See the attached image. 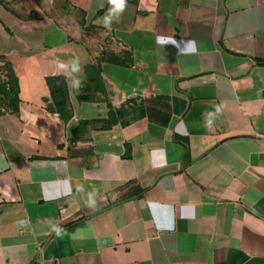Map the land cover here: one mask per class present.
I'll use <instances>...</instances> for the list:
<instances>
[{"label": "crops", "instance_id": "crops-1", "mask_svg": "<svg viewBox=\"0 0 264 264\" xmlns=\"http://www.w3.org/2000/svg\"><path fill=\"white\" fill-rule=\"evenodd\" d=\"M1 1L0 264H264V0Z\"/></svg>", "mask_w": 264, "mask_h": 264}, {"label": "trees", "instance_id": "trees-1", "mask_svg": "<svg viewBox=\"0 0 264 264\" xmlns=\"http://www.w3.org/2000/svg\"><path fill=\"white\" fill-rule=\"evenodd\" d=\"M0 2L2 1L0 0ZM0 59L4 60L3 65L0 67V71L2 73H5L6 75L5 81L0 79V99L5 98L8 100L7 110L10 109L12 112H17L18 104H19L18 78L15 75L11 63L7 61L3 56H0ZM92 69L94 70L95 73L94 80L96 83V89H99L103 93L104 89H103V82L100 77V67L98 65L96 68L92 67ZM46 81L50 90V100L47 102V110L49 112L59 113V115L65 122L68 121L71 118L72 113H71V105L69 102L66 79L64 77L57 76V77H49L47 78ZM78 100L87 101V100H91V97L88 95L78 96ZM114 122L115 119L112 117V112L111 113L109 112L108 119L105 121L103 127L109 128ZM87 123L88 121L81 122L78 128L80 129L84 127ZM73 224L74 223L70 224L68 227L72 226Z\"/></svg>", "mask_w": 264, "mask_h": 264}, {"label": "clouds", "instance_id": "clouds-1", "mask_svg": "<svg viewBox=\"0 0 264 264\" xmlns=\"http://www.w3.org/2000/svg\"><path fill=\"white\" fill-rule=\"evenodd\" d=\"M108 4L110 5V8L108 10V12L101 18L97 20V23H101L105 28H111V24L113 22L114 19H118L120 17V15H122V13L125 11V9L127 8V0H108ZM59 67L61 69H64L66 67V65H64L63 63H61L59 65ZM81 66L77 61H73L72 62V72L73 73H79L81 72ZM71 84L74 88H79L82 86V80L79 78H75L71 81ZM217 111H219V109H217ZM89 206L92 207L95 204V200L92 196V194H89ZM56 232L57 236H60L62 234V229L60 228H54L53 229Z\"/></svg>", "mask_w": 264, "mask_h": 264}, {"label": "rangeland", "instance_id": "rangeland-1", "mask_svg": "<svg viewBox=\"0 0 264 264\" xmlns=\"http://www.w3.org/2000/svg\"><path fill=\"white\" fill-rule=\"evenodd\" d=\"M7 103H8V100L5 99V98H1L0 99V111L3 109V110H6L7 109Z\"/></svg>", "mask_w": 264, "mask_h": 264}]
</instances>
